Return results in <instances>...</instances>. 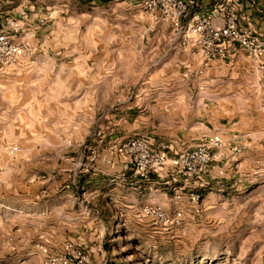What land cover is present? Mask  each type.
I'll list each match as a JSON object with an SVG mask.
<instances>
[{
    "label": "rangeland",
    "instance_id": "374dc122",
    "mask_svg": "<svg viewBox=\"0 0 264 264\" xmlns=\"http://www.w3.org/2000/svg\"><path fill=\"white\" fill-rule=\"evenodd\" d=\"M138 4L0 0L31 47L0 69V264H264V71L156 49L170 29ZM207 134L224 147L195 177L139 180L116 153L144 136L171 160Z\"/></svg>",
    "mask_w": 264,
    "mask_h": 264
},
{
    "label": "built area",
    "instance_id": "2783aa9c",
    "mask_svg": "<svg viewBox=\"0 0 264 264\" xmlns=\"http://www.w3.org/2000/svg\"><path fill=\"white\" fill-rule=\"evenodd\" d=\"M138 7L148 21L166 24L170 29V45L178 44L181 49L197 54L203 68L212 62L222 63L236 52L254 64L264 56V30L259 32L240 25L239 0H139ZM20 31L21 26L14 19L0 21V69L30 55L29 43L14 39ZM150 146L144 136L124 139L116 146V153L126 160L136 179L145 180L166 162L178 168L182 176H198L215 161L213 151L220 152L224 144L218 135H210L171 160L166 158V145L159 144L157 150ZM16 150V147L8 149L11 154ZM228 152L236 153L237 149L228 147ZM189 198L196 203L199 196L190 194Z\"/></svg>",
    "mask_w": 264,
    "mask_h": 264
},
{
    "label": "crops",
    "instance_id": "0c3cea01",
    "mask_svg": "<svg viewBox=\"0 0 264 264\" xmlns=\"http://www.w3.org/2000/svg\"><path fill=\"white\" fill-rule=\"evenodd\" d=\"M242 4V11L239 15L240 17V25L243 27H251L259 32H262L264 30V0H239ZM1 21V20H0ZM161 27L162 26H167L166 24H159ZM161 34L155 35L157 44H156V49H162V48H171L177 49L179 48L178 44H175L174 46L170 45V31L167 33L166 36L163 35V31H160ZM178 50V49H177ZM181 58H186V62L189 64L193 63L194 65H200L201 60L200 57L197 54H193L189 50H184L182 52ZM247 64H249L250 68L253 69L254 71H264V56L261 57L259 62L257 64H254L250 62L248 59L246 60ZM221 63V62H219ZM222 62L221 64H223ZM136 95L134 96V99L127 108L130 112H127V115H131L133 113H141L140 103L143 101V86H140L138 90L136 91ZM134 107V108H133ZM139 116L136 115L135 118H138ZM132 122L137 123V128L138 129H143V123L138 122V120H132ZM134 129V128H133ZM229 130V129H228ZM210 133L211 131L208 130ZM215 132V131H213ZM222 132V131H220ZM206 134V133H204ZM213 134V133H212ZM211 135V134H207Z\"/></svg>",
    "mask_w": 264,
    "mask_h": 264
},
{
    "label": "trees",
    "instance_id": "16d2710c",
    "mask_svg": "<svg viewBox=\"0 0 264 264\" xmlns=\"http://www.w3.org/2000/svg\"><path fill=\"white\" fill-rule=\"evenodd\" d=\"M149 175H150V174H149ZM83 182H84V178L82 177V178H79V180L77 181V184H78L79 186H81Z\"/></svg>",
    "mask_w": 264,
    "mask_h": 264
}]
</instances>
